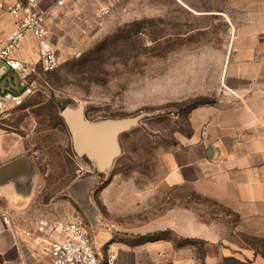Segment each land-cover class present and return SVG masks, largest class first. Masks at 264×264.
<instances>
[{"label": "rangeland", "instance_id": "rangeland-1", "mask_svg": "<svg viewBox=\"0 0 264 264\" xmlns=\"http://www.w3.org/2000/svg\"><path fill=\"white\" fill-rule=\"evenodd\" d=\"M37 2L48 11L60 63L28 85L17 77L15 91L0 81V127L19 136L36 161L38 214L83 221L95 242L107 233L123 243L161 230L159 216L178 204L192 205L203 219L237 223L222 205L168 183L166 155L191 134V100L218 101L228 45L247 25V10L264 0ZM80 104L90 121L141 117L119 136L121 152L103 170L76 152L60 114ZM230 234L264 257V237L234 228ZM195 247L201 255L203 245Z\"/></svg>", "mask_w": 264, "mask_h": 264}, {"label": "crops", "instance_id": "crops-1", "mask_svg": "<svg viewBox=\"0 0 264 264\" xmlns=\"http://www.w3.org/2000/svg\"><path fill=\"white\" fill-rule=\"evenodd\" d=\"M247 11V25L236 44L232 48L228 45L221 96L216 103L191 111V134L166 155L171 165L168 183L189 187L195 194L217 202L238 218L237 223L203 219L192 205L178 204L159 216L157 221L165 222L160 229L204 240L203 255L193 244L177 246L169 239L139 243L147 233L123 243L111 241L107 233L105 239L94 241L100 256L104 257L107 250L115 251L117 264H220L229 257L263 264V255L240 246L230 234L234 228L264 237V6ZM13 24L14 20L0 10V36ZM36 50L33 36L28 35L19 56L34 63L38 60ZM17 77V72L9 70L0 74V81H4L5 89L15 91ZM37 174L36 161L25 142L0 127V264L50 262V237L36 229L37 220L48 217L39 215L33 207Z\"/></svg>", "mask_w": 264, "mask_h": 264}, {"label": "built area", "instance_id": "built-area-1", "mask_svg": "<svg viewBox=\"0 0 264 264\" xmlns=\"http://www.w3.org/2000/svg\"><path fill=\"white\" fill-rule=\"evenodd\" d=\"M0 10L14 20L13 26L0 36V73L15 71L20 84L28 85L39 71H55L60 62L46 25L48 11L41 9L37 0L12 3L0 0ZM103 12L107 13L108 9L103 8ZM28 35L36 42L38 60L34 63L19 56L21 44ZM4 216L8 221L9 215ZM36 226L39 234L50 237L49 264H117L115 251L107 250L104 257L97 253L92 230L83 221L42 217Z\"/></svg>", "mask_w": 264, "mask_h": 264}, {"label": "water", "instance_id": "water-1", "mask_svg": "<svg viewBox=\"0 0 264 264\" xmlns=\"http://www.w3.org/2000/svg\"><path fill=\"white\" fill-rule=\"evenodd\" d=\"M1 74V73H0ZM79 155L96 161L100 170L109 167L121 152L119 136L130 130L140 116L90 121L83 105L65 106L60 112Z\"/></svg>", "mask_w": 264, "mask_h": 264}, {"label": "trees", "instance_id": "trees-1", "mask_svg": "<svg viewBox=\"0 0 264 264\" xmlns=\"http://www.w3.org/2000/svg\"><path fill=\"white\" fill-rule=\"evenodd\" d=\"M53 72L43 73V74H51ZM207 104H213V102L206 97L199 96V97L192 99L189 106H190L191 111H192L194 108H196L198 106L207 105ZM191 111H190V113H191ZM196 195H198V194H196ZM198 196L202 198V196H200V195H198ZM203 198H205V197H203ZM205 199H208V198H205ZM209 200H211V199H209ZM166 232H173V231L171 229H166V230H158V231H154V232H149V233L141 236V238L138 240V242L142 243V242L155 241V240H160V239H169V240H172L175 243V245H177V246L188 245V244L196 245V243L199 242L200 244L203 245V248H202L203 250H202V254H201V255H203V253L205 251V244H206V242L204 240H201L198 238L179 237L174 232L173 233L175 234L176 238L173 239V238H169V237L165 236ZM224 262L226 264H229V263L230 264H252V261H249V260L242 261V260L237 259L235 257L225 258Z\"/></svg>", "mask_w": 264, "mask_h": 264}]
</instances>
